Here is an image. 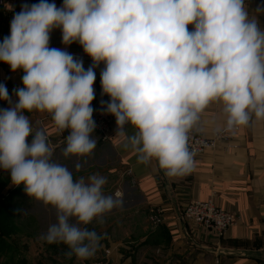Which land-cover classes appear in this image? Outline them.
<instances>
[{
    "label": "clouds",
    "instance_id": "1",
    "mask_svg": "<svg viewBox=\"0 0 264 264\" xmlns=\"http://www.w3.org/2000/svg\"><path fill=\"white\" fill-rule=\"evenodd\" d=\"M247 0H49L22 5L0 42V62L21 70L22 87L0 83V169L29 197L53 206L56 222L39 239L64 244L66 256L93 257L102 236L82 225L123 207V193L105 195L107 178L74 180L52 160L47 134L33 131L25 113L47 112L61 133L69 130L63 155L84 157L92 137L95 69L100 63L103 112L116 120V136L142 164L153 160L168 177L191 171L189 133L212 102H222L228 130L264 119V27ZM193 25L189 31L188 26ZM59 28L62 43H79L92 59L50 47ZM13 96L16 97L13 100ZM135 129L128 135L125 126ZM32 139L28 142V137ZM80 164L76 165L79 170Z\"/></svg>",
    "mask_w": 264,
    "mask_h": 264
},
{
    "label": "crops",
    "instance_id": "2",
    "mask_svg": "<svg viewBox=\"0 0 264 264\" xmlns=\"http://www.w3.org/2000/svg\"><path fill=\"white\" fill-rule=\"evenodd\" d=\"M38 3L39 0H0V39L10 35V22L15 13L21 10L20 3ZM57 7L63 0H49ZM249 11L264 5V0H247ZM264 27V14L258 16ZM189 31L193 25L188 26ZM56 48H62L72 54H86L79 43L64 45L59 28L50 34ZM99 66L93 88L96 103L102 93ZM21 70L13 72L10 66L0 62V80L4 79L22 87ZM12 95V94H11ZM16 97L13 96V100ZM110 97L104 95V101ZM7 102L0 108H7ZM222 102H212L200 114L198 124L193 131L212 137L226 126L227 115ZM29 117L33 131H44L51 146L55 149L66 144L69 130L62 133L47 112L33 110L25 113ZM110 116V136L103 140L98 132L92 137L96 146L100 145L107 159L113 160L120 174L121 189L125 192L123 201L131 208L130 216L124 222L112 224L109 229V241L119 243L116 237L124 236L118 246L111 249V264H264V119L254 114L248 125L240 126V131L232 138L225 139L218 148L193 155L191 171L179 177H168L153 160L142 164L137 154L126 148L122 138L116 136V120ZM128 135L136 129L125 126ZM28 142L32 137L29 136ZM103 145V146H102ZM212 199L217 206L231 212L235 223L220 234L216 230H203L194 224L178 219L180 210L192 201ZM138 210H133L137 209ZM159 210L163 216L162 228L150 225L152 210ZM107 239V238H106ZM128 240V241H127ZM113 245V244H112ZM86 260L75 259L74 264H93L92 259L102 257L106 249ZM91 259V260H90Z\"/></svg>",
    "mask_w": 264,
    "mask_h": 264
},
{
    "label": "rangeland",
    "instance_id": "3",
    "mask_svg": "<svg viewBox=\"0 0 264 264\" xmlns=\"http://www.w3.org/2000/svg\"><path fill=\"white\" fill-rule=\"evenodd\" d=\"M65 147L66 144L57 147L52 156V160L67 166V168L73 173L74 180L79 179L81 176L87 178L90 175L98 173L107 178V183L103 186V192L105 195H114L117 190H120L123 193V199L125 198V192L121 189V183H119L121 180L119 178L120 174L117 172L118 170L116 169L113 160L107 159L108 154L103 152V148L100 145H97L90 155L84 157L70 155L68 158H65L63 155V149ZM77 164L81 165L79 170L76 169ZM0 179V184L3 186L6 185L2 180L7 181L6 184L9 183L6 190L15 187L11 184L10 173L3 169H0ZM19 187L22 190L16 197L15 204L13 205L14 211L18 216L16 221L18 231L13 235V242H11L13 247L17 246L18 254L15 255V258L14 252L12 251L3 254V262L7 264H15L17 260L24 259L26 264H68L70 258L66 256L65 252L60 249L55 251L50 244L39 239L42 234L46 233L49 225L56 222V208L50 205L46 206L43 202L29 197L24 191V186L20 185ZM126 205L127 204L123 201L122 208H117L104 214L103 224L97 223L94 219L90 224L82 225L89 230H95L102 236V239L100 240L101 250L104 248L111 252V249L114 250L115 246H122L121 244L126 242L125 238H123L124 236L116 237V240L119 241L118 244L117 242H114L115 238H112L111 241H109L108 238L110 232L109 229L112 224L116 225L119 221L124 222L126 217L132 214L130 213L131 208ZM138 209L139 208L133 210ZM151 224L150 221V225ZM120 246H118V248H120ZM102 253L103 252L100 253L98 258L95 256L94 259H90L91 262L93 264L99 263V259H103V257H100Z\"/></svg>",
    "mask_w": 264,
    "mask_h": 264
},
{
    "label": "built area",
    "instance_id": "4",
    "mask_svg": "<svg viewBox=\"0 0 264 264\" xmlns=\"http://www.w3.org/2000/svg\"><path fill=\"white\" fill-rule=\"evenodd\" d=\"M1 3V2H0ZM25 4L24 1L20 3V6ZM3 40L0 39V42ZM50 47H55V43L50 40ZM76 58L82 59L84 68L87 69L92 64V59L87 54H73ZM99 66L104 68V63L101 62ZM98 67L95 69L97 70ZM0 83L6 85L9 94L13 93V89L19 88L14 83L7 81V80H0ZM101 101H104V94H100L99 99L96 103V109L93 113V119L96 122V129L95 131L98 132L100 138L103 140L109 139L110 136V116L109 114H105L103 112V107L101 105ZM4 102L0 100V103ZM240 131V126L233 128L232 130L227 129V125L225 128L214 134L212 137H205L202 136L193 130L189 133V141L188 146L190 152L193 155L201 154L208 150L216 149L220 145L222 141L228 138H232L234 134ZM178 219L181 222L187 221L195 226L203 229V230H216L220 234L225 232L235 223V217L229 211L217 206V204L212 200H196L192 201L191 203L184 206L178 215ZM151 223L157 227L163 223V216L161 211L159 210H152L150 215ZM110 251L105 250L104 255L102 256L103 259H99V263L96 264H111L109 260Z\"/></svg>",
    "mask_w": 264,
    "mask_h": 264
},
{
    "label": "trees",
    "instance_id": "5",
    "mask_svg": "<svg viewBox=\"0 0 264 264\" xmlns=\"http://www.w3.org/2000/svg\"><path fill=\"white\" fill-rule=\"evenodd\" d=\"M1 181V179H0ZM2 182L6 185L3 186L0 184V264H7L4 263L2 260L3 254H6L10 251L14 252V258L15 255L18 253V248L17 246L13 247L12 246V237L15 233L18 231V226H17V215L14 211L13 205L15 204V199L16 197L20 194L21 188L19 186H15L14 188H8L6 190L7 181ZM161 228L162 224L157 226V228ZM164 231V229H163ZM53 250L58 251L59 249L63 252H67L69 249L67 248L66 245L60 243V244H50ZM63 247V248H60ZM13 258V257H12ZM77 257L73 255L69 261L68 264H74V261ZM13 264V263H10ZM15 264H26L24 259H19Z\"/></svg>",
    "mask_w": 264,
    "mask_h": 264
}]
</instances>
